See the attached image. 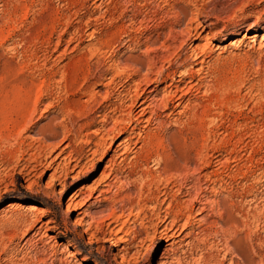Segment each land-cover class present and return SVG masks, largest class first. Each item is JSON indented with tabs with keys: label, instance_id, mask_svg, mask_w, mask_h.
Listing matches in <instances>:
<instances>
[{
	"label": "rangeland",
	"instance_id": "374dc122",
	"mask_svg": "<svg viewBox=\"0 0 264 264\" xmlns=\"http://www.w3.org/2000/svg\"><path fill=\"white\" fill-rule=\"evenodd\" d=\"M254 34L255 42L242 39ZM260 36L264 0H0V264H264ZM141 66L153 80L193 78L177 86L188 91L195 121L185 112L177 125L162 119L136 131L146 143L157 135L181 138L180 153L197 157L185 174L160 181L154 163L144 165L140 143L133 150L139 157L117 161L135 185L116 183L112 202L100 203L96 195L86 198L106 159L54 178L52 170L26 168L40 151L36 128L69 121L68 105L94 120L120 104L140 76L146 80L130 75ZM116 67L124 76L113 75ZM90 91L96 95L87 103ZM180 188L186 228L168 247L159 220L148 213L141 223L136 212L147 199ZM110 207L132 212L125 229L102 222Z\"/></svg>",
	"mask_w": 264,
	"mask_h": 264
},
{
	"label": "bare ground",
	"instance_id": "6f19581e",
	"mask_svg": "<svg viewBox=\"0 0 264 264\" xmlns=\"http://www.w3.org/2000/svg\"><path fill=\"white\" fill-rule=\"evenodd\" d=\"M242 39H248L251 42H255L258 39V36L255 34L251 36L244 35ZM260 40L264 41V37L260 36ZM201 62L203 64V61ZM118 70L119 69L117 67L114 68L113 75L118 77L122 76L124 73L119 72ZM124 71H126V66ZM144 72L142 66L138 67L134 73L132 72L133 74L130 75L133 76V78H137L142 73V75H145L146 78H144L146 80H143V76H140L143 81L138 80L134 82L135 87L133 86V91H127L124 94H120V104H116V106H114L115 104L113 106H109L108 109L100 115L97 113L98 115L94 118V120L93 117H91L93 114H85L83 112V107L79 108L77 106V108L74 107V105H72L73 107L68 105L66 107V111L71 114V117L69 114L66 116L69 121L64 123L65 119H63V121L61 120L62 122L60 121L58 124H52L49 122L36 128L35 134L38 138L34 139V142L38 143L40 151L38 154L30 156L31 165H27L28 167L26 168H29L30 171L34 173H37L41 169L43 170L42 173L52 170L53 175L50 178H54L57 173L68 176V174L75 171V169L86 165L88 162L90 163L96 158H98L99 162L106 159L105 167L100 178V183L103 189H99V183L97 187L89 189V195L86 198L87 200H90L94 195H96L95 199H98V202L100 203L112 202L114 198H110L108 195L116 183L126 185L128 187L127 189L133 188L135 181L131 182L129 177H123V171H120L119 165L125 162L130 155L133 156V154H135V151L133 153V150L140 143H142V147H140L141 150L146 148V155L143 156L144 165H147L149 162L154 163L155 175L160 179V181L168 178V176L173 178L185 174L189 170L193 160L195 161L197 157H193L188 152L180 153L178 143H184L181 138H177V140L173 135L170 137L157 135L153 136L149 140L147 139L148 141L146 143L145 141H142L139 134H143V131L152 123L160 124L162 119H172L174 120L173 123L177 125L178 122H176V117H180L185 112H189V117L187 116L188 122L192 123V121H195L194 119L196 118V115L191 111V109H189L190 101L185 100L188 95V91L183 92L184 90H180L177 86V84L182 83L184 79L188 78L192 80L193 78L191 76L182 75L183 77H181L180 81L176 82V80L171 79L170 83H168L167 81L158 80V77H155L157 78L155 80L149 79V75L152 74L150 73V70H145ZM159 73L160 72H158V74ZM161 84H166V89L163 92H159L158 90V87ZM87 94V103H89L95 98L96 93L90 91ZM66 116H63V118ZM109 124L111 125L110 127H108ZM139 128H141L142 131L141 129L139 130ZM25 131V126H22L18 134L19 138H22L21 136ZM136 131H140V133H137ZM123 134H126V136H124L118 146L113 150L115 140L120 138ZM136 137L138 138L136 139V142L133 143V139ZM23 143L24 142L21 141L19 143L20 146H22ZM58 150L59 153H57ZM136 154L138 153L136 152ZM136 154L135 157L137 158L138 155ZM62 156L65 157L61 159ZM135 157H133V159ZM57 161H59V163H57ZM117 161H119V165L117 164ZM141 174L142 175L138 178L141 182H143V179L145 178L143 177V173ZM65 187L66 186L64 184L63 189ZM83 190L84 188L75 192L70 197V201L75 202V200L81 195H84ZM169 192L170 193H167L165 191L158 194L156 197H152L149 200L147 199L138 207L136 212V219H140L141 223L147 219L148 213L150 216H154L157 220H159L160 226L164 229L158 234L160 235L159 237L166 242L168 247L174 245L176 238L179 237L186 228L185 224L180 225L181 218L184 215L181 211L182 207L180 208L181 203L179 202L180 199L185 197V195H182L181 188L175 192ZM119 194H121V192H119ZM123 199L129 201L130 195L124 194ZM32 210H36V207H32ZM160 212H162V215H160ZM123 214L125 213L123 212L118 214V211L115 208L110 207L108 209V213L104 215L102 222H107V225H114L115 227L118 226L120 229H125L133 214L132 212H129L128 216L125 215L126 219H124L125 216ZM156 229L154 232L157 233L158 231ZM119 240L122 239L120 238ZM120 254L121 250L116 249V255L120 256ZM118 258L121 260L124 259L123 256Z\"/></svg>",
	"mask_w": 264,
	"mask_h": 264
}]
</instances>
